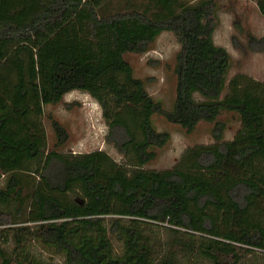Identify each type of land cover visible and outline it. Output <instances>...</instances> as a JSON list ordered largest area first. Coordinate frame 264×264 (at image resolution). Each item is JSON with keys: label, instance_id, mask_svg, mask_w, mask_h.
<instances>
[{"label": "trees", "instance_id": "obj_1", "mask_svg": "<svg viewBox=\"0 0 264 264\" xmlns=\"http://www.w3.org/2000/svg\"><path fill=\"white\" fill-rule=\"evenodd\" d=\"M248 1L264 16V0ZM216 8V0H0V264H264V82L229 78ZM164 32L180 45L170 110L126 58ZM247 42L264 51V37ZM75 90L98 102L105 140L124 162L103 149L60 152L69 132L51 114L49 147L45 109ZM223 112L240 118L231 140ZM158 113L188 134L214 124V142L186 148L170 168H147L171 140L154 124Z\"/></svg>", "mask_w": 264, "mask_h": 264}, {"label": "rangeland", "instance_id": "obj_2", "mask_svg": "<svg viewBox=\"0 0 264 264\" xmlns=\"http://www.w3.org/2000/svg\"><path fill=\"white\" fill-rule=\"evenodd\" d=\"M189 1V0H188ZM196 1V0H190ZM217 8L212 21L216 25L214 33L215 43L225 47L232 56V68L229 78L237 73H245L256 80L264 82V51H254L262 44H253L254 50L248 48L247 35L257 38L264 37V16L261 15L255 1L248 0H216ZM243 29L239 33L238 27ZM238 37L240 47H235L233 37ZM180 45L171 32L162 33L149 51L144 54L129 53L127 60L132 64L135 75L146 81L148 91L159 101L162 107L170 110L176 96L177 78L174 73L176 55ZM226 92V89H225ZM44 123L48 134L49 147L56 143L52 129L51 114L62 123L69 132V140L60 152L74 153L91 152L98 149L106 150L115 160L124 162L123 156L116 148L105 140L108 127L103 119L102 110L98 102L88 93L75 90L68 93L63 101L57 105L46 107ZM154 124L159 131H168L171 140L168 145L158 149L157 158L147 165L151 169H167L172 167L186 148L196 144H211L214 124L201 122L194 132L188 134L180 126L166 121L162 114L153 117ZM219 121L225 127L224 139L231 140L240 128V118L236 113L223 112ZM3 180L0 181V186ZM35 250L45 258L50 254L35 245Z\"/></svg>", "mask_w": 264, "mask_h": 264}]
</instances>
